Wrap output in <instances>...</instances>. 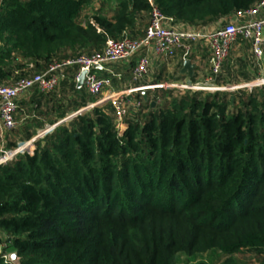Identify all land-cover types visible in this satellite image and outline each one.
<instances>
[{
    "label": "trees",
    "instance_id": "1",
    "mask_svg": "<svg viewBox=\"0 0 264 264\" xmlns=\"http://www.w3.org/2000/svg\"><path fill=\"white\" fill-rule=\"evenodd\" d=\"M152 1L174 26L200 29L260 0H118L109 17L85 14L94 0H2L0 84L101 51L108 38L143 36ZM231 54L217 85L236 82ZM200 74L209 63L190 81ZM67 79L31 89V112L57 90L77 95L55 103L40 130L54 128L0 166V264H13L10 253L20 264H177L179 254L212 250L227 255L220 264H238L232 256L245 251L264 257V85L136 93L141 106L119 132L110 104L60 123L91 104Z\"/></svg>",
    "mask_w": 264,
    "mask_h": 264
},
{
    "label": "built area",
    "instance_id": "2",
    "mask_svg": "<svg viewBox=\"0 0 264 264\" xmlns=\"http://www.w3.org/2000/svg\"><path fill=\"white\" fill-rule=\"evenodd\" d=\"M1 5L2 0H0V8ZM172 22V19L166 17L157 4L152 1L143 36L132 38L124 34L117 39L108 38L101 51L92 54H80L78 57L62 63L54 62L40 73L30 77L11 79L0 84V141L7 143L8 132H12L18 127L17 114L19 113L18 100L20 97L33 88L44 93L55 90L66 78L64 69L70 66L77 67V72L73 77L76 83L81 72H85L83 85L88 94L97 99L86 108L69 115L64 121L70 120L79 112L94 106L110 104L114 108L116 128L122 132L126 127L124 117L130 108L141 106V101L133 97V93L136 91H144L145 89L153 91L156 88L202 91L229 89L215 84V78L221 72L223 63L231 54L233 46L238 43L239 38L250 43L252 57L258 66L264 62V0H260L246 10L237 11L223 26L190 29L174 26ZM197 42H203L210 54V74L203 79L204 82L192 83L190 80H184L170 84L141 83L149 76L152 55L161 58H174L181 53L183 57H187L192 45ZM133 57L137 58L131 70V77L137 86L117 94L104 95L105 90L112 83L111 78L119 77L110 69V66L127 62ZM99 71H105L109 76L103 77ZM239 87L241 86L235 88ZM53 128L54 126H50L27 141H19L12 148L0 150V166L13 160L16 155L29 151L36 139L43 137ZM22 144L24 146H21ZM3 257L7 259L6 255Z\"/></svg>",
    "mask_w": 264,
    "mask_h": 264
},
{
    "label": "crops",
    "instance_id": "3",
    "mask_svg": "<svg viewBox=\"0 0 264 264\" xmlns=\"http://www.w3.org/2000/svg\"><path fill=\"white\" fill-rule=\"evenodd\" d=\"M118 2V0L114 3V5H110L108 7L103 3L102 0H94V2L90 5V7L85 10V14L92 13L94 11H100L103 15L109 17L112 15L114 6ZM247 42V41H246ZM240 44H243L238 41L237 44L233 46L232 54H231V61L235 60L234 57H240L242 60H244V52H242L240 49ZM247 49L250 52L251 56V46L250 43H246ZM242 47V46H241ZM241 51V52H240ZM177 57L174 58H161L156 57L154 55L151 56V69L149 76L141 82L142 84H152V83H158V84H170L175 81H188L191 80L192 77H189L187 74L182 73V66L183 62L186 59H189L194 65V73L196 72V67L201 65L207 66L209 63V51L207 49V46L203 42H197L195 45H192L191 51L187 57H183V55L180 53L179 55H176ZM137 57H133L131 60L127 62H120L116 64H112L110 66V69L113 70L116 74L119 75L118 78H111L112 83L109 88H107L104 92V95L106 94H117L119 92L127 91L135 86L136 83L133 82L131 77V70L133 65L135 64ZM253 58V57H252ZM237 59V58H236ZM77 70L74 71V69H68L65 68V74L66 78H68V82L71 84L74 83L76 85V88H83L85 89L84 85L81 87H77L76 82L74 81L73 77ZM99 74L103 77L109 76L108 73L105 71H99ZM202 77V74L199 75V78ZM86 90V89H85ZM146 93H152V90L145 89ZM144 91H136L133 93H139L138 95L142 96V92ZM57 93V94H56ZM66 93V94H65ZM32 91H28L24 95L20 97L18 100L19 105V113L17 114V120H18V127L13 132L16 134V138L19 139V141L27 140L25 139V133L28 131L30 132L31 136L36 135L38 132H43L45 129L40 130L44 126L46 127L49 123V119L56 114V107L57 105H54L55 103H60L62 106H67L69 103V99L76 98L77 93L68 90L67 92H61L59 94L58 90L53 94L54 98L50 99L49 104L41 105L36 111L31 112V108L34 106V98H32ZM65 94V95H61ZM97 98L90 96L91 103L95 102ZM54 105V106H53ZM64 106V107H65ZM69 109V108H68ZM52 110V111H51ZM36 113V115H35ZM68 118V117H67ZM50 127V126H49ZM12 132V133H13ZM257 264V263H254Z\"/></svg>",
    "mask_w": 264,
    "mask_h": 264
},
{
    "label": "rangeland",
    "instance_id": "4",
    "mask_svg": "<svg viewBox=\"0 0 264 264\" xmlns=\"http://www.w3.org/2000/svg\"><path fill=\"white\" fill-rule=\"evenodd\" d=\"M102 1L105 5L110 7V5L111 6L114 5V3L117 0H102ZM239 50L244 52V60L241 64L239 62L237 63L236 61L235 62L233 61L231 62V65H229L228 70H232V75L228 77V80L235 79L236 82H232L231 84H228V85H219L220 87L223 86L225 88H229L227 90H224V92L230 93L238 89H251V88H254L255 86L256 87L259 86L260 85L259 83L264 82V62L260 64V66H258L256 61L252 58L250 52L248 51L245 43L240 44ZM234 58L235 60L236 58L238 60L240 57L237 56ZM203 77H207V75ZM198 80H199L198 82H201V81L204 82L202 77H200ZM261 85H264V83ZM237 86H241V87L235 88ZM209 92H214V91H209ZM81 108L79 109L81 110ZM90 109L91 108L86 109V110H90ZM68 121L69 120H66L64 122H68ZM15 136L16 134L14 132L13 133L8 132L7 144L6 142L0 141V150L5 149V148L8 149V143H13V144L16 143V141H18L19 139H17ZM5 138H6V135H5ZM0 237L3 238L2 235H0ZM226 257L227 255L219 252L218 250H212L206 253L196 254L193 257H188V256H185L184 254H179L177 258L178 260L177 264H195V263L203 262V261L208 262L209 264H220ZM232 257L238 264H254V263H257L259 259L264 258L263 256L257 257V255L254 254L252 251L236 253Z\"/></svg>",
    "mask_w": 264,
    "mask_h": 264
},
{
    "label": "water",
    "instance_id": "5",
    "mask_svg": "<svg viewBox=\"0 0 264 264\" xmlns=\"http://www.w3.org/2000/svg\"><path fill=\"white\" fill-rule=\"evenodd\" d=\"M194 68H195V65L189 59H186L183 62V66H182V70L181 71H182L183 74H187L189 77H192V75L194 73ZM84 75H85V72H81L80 76L77 79V83H76L77 87H81L83 85ZM142 96H143L144 99H146L147 93L145 91L142 92ZM151 105L154 106L155 102L152 101ZM62 122H64V120L61 121L60 123H62ZM8 260L10 262H12L13 264H20L18 256H17L16 253H10L8 255Z\"/></svg>",
    "mask_w": 264,
    "mask_h": 264
},
{
    "label": "bare ground",
    "instance_id": "6",
    "mask_svg": "<svg viewBox=\"0 0 264 264\" xmlns=\"http://www.w3.org/2000/svg\"><path fill=\"white\" fill-rule=\"evenodd\" d=\"M200 86H202V85H200ZM199 89H202L201 87H199ZM25 144V143H24ZM24 144H22L21 146H24Z\"/></svg>",
    "mask_w": 264,
    "mask_h": 264
}]
</instances>
